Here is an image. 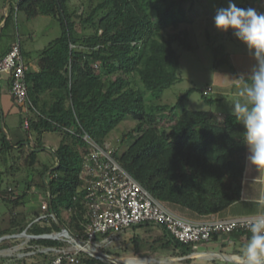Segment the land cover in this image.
Instances as JSON below:
<instances>
[{
	"label": "trees",
	"instance_id": "obj_1",
	"mask_svg": "<svg viewBox=\"0 0 264 264\" xmlns=\"http://www.w3.org/2000/svg\"><path fill=\"white\" fill-rule=\"evenodd\" d=\"M74 1L81 3V11V6H73ZM189 1L18 0L10 4L5 26L18 12L28 18L52 15L59 20L62 32L42 50L38 69L26 72L28 103L20 105L19 113L23 133L11 136L0 127V181L4 176H16L18 170L26 173L36 169L37 176L24 183L28 188H39L49 207L29 210L27 189L14 198L17 193L13 189H20L23 180L17 179V186L10 184L6 190L0 186V197L10 205L11 213L7 224L0 223V238L24 230L33 234L59 232L63 224L85 240L90 208L80 176L91 151L85 134L104 147L111 132L127 116L137 124L122 135L120 142L125 148L122 152L116 148L114 155L172 210L184 217L191 213L208 218L241 198L246 166L242 123L232 114L219 118L207 110L181 106L192 89L175 105L151 102L146 97L148 90H156L159 96L181 80L175 43L195 49L190 32L178 30L186 21L183 7ZM87 28L93 29L92 34L83 32ZM8 81L11 86L10 77ZM205 89L203 96L210 101L212 94L206 95ZM4 125L7 128L5 121ZM46 131L62 133L60 144L50 151L52 164L44 163L26 144L46 147ZM63 210L69 215L64 217ZM30 215L35 218L31 222ZM155 225L163 231L153 235ZM131 227H147L149 234L146 238L139 233L133 236L137 254L169 251L182 261L192 262L194 245L175 238L166 226L143 222ZM218 235L223 234L214 236ZM7 241L3 239L0 247ZM65 243L62 239L31 240V244L41 246L61 247ZM79 256L80 264H114L85 251ZM32 257L40 258L39 263L32 264H50L54 255L37 251ZM6 259L0 256V264ZM27 260L19 258L18 264H29Z\"/></svg>",
	"mask_w": 264,
	"mask_h": 264
},
{
	"label": "rangeland",
	"instance_id": "obj_2",
	"mask_svg": "<svg viewBox=\"0 0 264 264\" xmlns=\"http://www.w3.org/2000/svg\"><path fill=\"white\" fill-rule=\"evenodd\" d=\"M252 0H235L239 7L247 8V3ZM18 3V0H0V18H5L10 13V8L7 12L4 11L6 3ZM227 0H191L184 4V11L186 21L179 24L178 30H188L191 34V40L195 46L194 50H189L179 43H175L174 47L180 56V68L179 76L181 80L166 88L159 96L156 90H148L146 93L147 100L159 104L175 105L178 103L180 97H184L190 89L192 92L184 98L181 106H185L194 110H210L209 102L203 96V90L208 86L210 82L212 72L215 69L217 63L226 62L232 66V54L239 53L243 50L244 45L237 40L231 33H222L216 30L213 22V16L217 7L226 6ZM73 6L80 7V11L83 9L79 1H74ZM2 26V25H1ZM0 26V59L2 54L6 51L8 46L13 42L21 39L24 51L25 60H35L40 58V54L53 40L61 35L62 28L59 20L52 15H38L33 18H28L23 12H18L14 17L9 20V24L5 27ZM177 30V31H178ZM170 31V29H169ZM86 34H92L93 29L87 28L84 31ZM14 44V43H13ZM5 53L3 56H5ZM223 63V64H224ZM5 79L9 78V74L3 73ZM3 88V86H2ZM1 94H0V103ZM0 108L2 105L0 104ZM180 108L177 112H179ZM4 121L6 124L4 125ZM21 115L6 114L5 118L3 114H0V127L6 132L9 131L13 136L15 131L19 134L23 133L20 127ZM137 122L131 117L127 116L109 135L107 139V145L112 149L119 148V152H122L125 145H122L120 139L124 133L134 127ZM43 140L46 147L51 149V146H58L62 140V133L59 131H46L43 134ZM88 144V143H87ZM40 159L47 164L54 162L52 152L48 150H41L38 152ZM20 164H23V160H20ZM1 169V168H0ZM36 169H32L23 173L22 171L16 173V176H4L3 181H0V186L3 190L10 187V184L14 187L17 186L15 181L23 180L19 188H14L13 191L18 194L27 189L29 190V204L27 208L38 207L43 205L44 193L40 191L36 186L28 188L24 183L26 179L35 178L37 176ZM10 191V190H9ZM11 192V191H10ZM9 194H5L7 196ZM10 205L0 197V223L2 226L8 223L11 218ZM22 207V206H21ZM21 207H17L19 210ZM69 213L63 210V216H68ZM35 218L33 215L29 216V222ZM147 227L127 228L121 231L117 237L109 244H104L102 247H96L97 251L111 256H120L119 258L127 263L129 259L137 260L141 264H214L213 261H201L192 257L193 263L182 261L181 257L173 255L171 252L165 251L162 254H137L133 245V236L135 233L142 234V237H148V232L145 230ZM153 235L163 231V228L159 225L153 227ZM15 234V233H14ZM19 234V233H17ZM107 235L99 233L97 235V243H103ZM7 245L0 247V256L7 257L4 264H18L19 258L27 257L29 264L39 263L40 258L32 257L33 253L30 249L31 242H28L26 237H17L8 239ZM199 244L197 251L212 250L218 247H213V244L208 246H202ZM66 246H71L69 243H65ZM40 247H44L43 245ZM220 250V248L218 249ZM143 255V256H142ZM216 264H237L232 262H226L225 260L218 259Z\"/></svg>",
	"mask_w": 264,
	"mask_h": 264
},
{
	"label": "built area",
	"instance_id": "obj_3",
	"mask_svg": "<svg viewBox=\"0 0 264 264\" xmlns=\"http://www.w3.org/2000/svg\"><path fill=\"white\" fill-rule=\"evenodd\" d=\"M95 67L99 68L98 63ZM28 69L20 41L17 40L11 50L0 59V87L5 82L3 73L9 74L10 93L23 106L28 103L26 83ZM204 93L213 94L214 88L208 86ZM24 126L29 127L28 120H25ZM85 139L90 144L91 151L86 158L80 177L90 208V220L86 224V239L82 241H85L94 251H97L96 247L111 243L121 231L143 222H155L166 226L175 238L185 243H192L195 249L200 243L210 241L217 233L232 234L238 231L250 233L248 225L256 219L257 215L227 218L212 216L204 220L184 217L156 198L134 178L116 159L115 149L107 144L102 147L88 134H85ZM48 207L49 201L44 200L42 208L46 210ZM53 215L56 217L54 213ZM99 233L107 235L103 243L96 241ZM17 237H26L28 242L33 239L65 240L71 246L40 247L41 245L32 244L30 247L33 248V253L41 251L53 254L50 264L81 263L79 253L85 247L75 245L66 230L43 234H33L24 230L19 234L6 235L3 239ZM3 239H0V242Z\"/></svg>",
	"mask_w": 264,
	"mask_h": 264
},
{
	"label": "crops",
	"instance_id": "obj_4",
	"mask_svg": "<svg viewBox=\"0 0 264 264\" xmlns=\"http://www.w3.org/2000/svg\"><path fill=\"white\" fill-rule=\"evenodd\" d=\"M247 5V7H254L258 11L264 12V0H252L251 2H248ZM9 8L10 4L8 2L4 6V11L7 12ZM5 23L6 19L0 18V26L2 25L1 27H5ZM18 40L21 42L20 38ZM12 44L8 46L1 58L8 52ZM231 62L232 66L224 63L218 68H215L210 79L211 83H208V86H212L214 88V93L210 96V110L207 111H210L219 118L226 114H232L231 106L235 102L243 100L238 93L244 84L242 81L238 80V78L241 75L247 78L251 74V70L255 64V59L249 55L245 46L239 53L232 54ZM27 64L29 68H33L34 70L38 69V64L35 60H30ZM4 80L5 82L2 85L3 88L0 87L2 100L0 104L2 105L3 116L5 118L7 113L8 115L19 114L21 107L20 104L13 100L10 93V83L8 79L4 78ZM17 133L18 132L15 131L14 134ZM56 148L57 146H51L52 150H55ZM248 155L249 150L246 146V166L243 177L241 198L224 211L211 215L208 218L212 216L227 218L258 215L260 212H264V208L261 207L262 202H264V172L256 170L255 167L249 163ZM186 217L193 220L207 219L206 217L195 216L191 213H186ZM250 235L251 233L238 231L232 234L213 236L210 241L202 243L201 245L208 246L209 244H213L214 248L218 247L217 249L197 251L199 248L198 245L195 252L191 256L194 259H199L201 261H213L214 264L218 262V259L225 260L226 262L245 264L243 249L248 243ZM219 248L220 250H218Z\"/></svg>",
	"mask_w": 264,
	"mask_h": 264
},
{
	"label": "clouds",
	"instance_id": "obj_5",
	"mask_svg": "<svg viewBox=\"0 0 264 264\" xmlns=\"http://www.w3.org/2000/svg\"><path fill=\"white\" fill-rule=\"evenodd\" d=\"M213 22L217 31L231 33L255 59L251 74L238 78L244 84L238 93L243 100L235 102L231 112L245 129L249 163L264 172V12L227 0L226 6L215 9ZM248 228L251 235L243 249L245 264H264V212Z\"/></svg>",
	"mask_w": 264,
	"mask_h": 264
},
{
	"label": "water",
	"instance_id": "obj_6",
	"mask_svg": "<svg viewBox=\"0 0 264 264\" xmlns=\"http://www.w3.org/2000/svg\"><path fill=\"white\" fill-rule=\"evenodd\" d=\"M27 146L31 149V150H34V151H41V150H49V151H53L52 149H49L47 147H42V148H33L31 147V145L26 142ZM60 229L61 230H66L68 231V234L70 236V239L71 241L77 245V246H82V247H85L84 249H82L83 251L91 254L92 256H95V257H99V258H102V259H105L111 263H114V264H129V263H126L125 261L121 260L119 257H115V256H111L109 254H105V253H101V252H98V251H94L93 249L89 248L88 247V244L85 242V241H82L80 239H78L74 234H72L63 224L60 225ZM6 236L4 237H1L0 239H3L5 238Z\"/></svg>",
	"mask_w": 264,
	"mask_h": 264
},
{
	"label": "bare ground",
	"instance_id": "obj_7",
	"mask_svg": "<svg viewBox=\"0 0 264 264\" xmlns=\"http://www.w3.org/2000/svg\"><path fill=\"white\" fill-rule=\"evenodd\" d=\"M127 263H129V264H141V263H139V261L137 262V260L135 261V260H131V259H129L127 261Z\"/></svg>",
	"mask_w": 264,
	"mask_h": 264
}]
</instances>
